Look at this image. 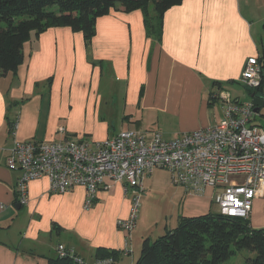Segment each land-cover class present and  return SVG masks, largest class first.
I'll return each instance as SVG.
<instances>
[{
    "label": "crops",
    "instance_id": "crops-1",
    "mask_svg": "<svg viewBox=\"0 0 264 264\" xmlns=\"http://www.w3.org/2000/svg\"><path fill=\"white\" fill-rule=\"evenodd\" d=\"M250 57L264 66V0H181L163 13L158 39L146 33L140 10L117 7L97 19L89 41L67 27L31 33L15 72L0 76V264H49L58 245L84 264H94L97 249L119 252L116 264H135L132 246L151 237L117 228L134 192L107 179L88 211L83 188L49 193L46 178L29 182L28 203L19 205V174L6 165L14 140L90 144L138 130L170 141L210 127L223 118L213 93L250 101L239 80ZM260 88L264 102V77ZM259 113L264 118V105ZM214 192L185 190L182 217L212 212ZM249 224L264 229V182Z\"/></svg>",
    "mask_w": 264,
    "mask_h": 264
},
{
    "label": "built area",
    "instance_id": "built-area-1",
    "mask_svg": "<svg viewBox=\"0 0 264 264\" xmlns=\"http://www.w3.org/2000/svg\"><path fill=\"white\" fill-rule=\"evenodd\" d=\"M264 73L259 57L248 58L240 82L246 89L260 87ZM221 105L223 118L216 124L173 140L160 133L145 135L124 130L103 142L86 143L65 139L58 142H20L14 140L6 165L18 172L16 196L20 205L28 203V183L46 178L49 193L64 194L75 187L85 191L83 207L94 203L99 188H109L105 180L121 184L124 194L131 190L132 209L128 219L117 220L125 233L134 230L143 181L157 169L169 173L175 185L188 193L201 194L213 189L217 213L249 219L260 183L264 182V129L258 125L252 101L235 102L226 90L211 95ZM16 126L13 124L12 136ZM61 132L64 130L61 129ZM244 175L240 185L229 186V177ZM58 258L80 260L72 250L56 247ZM126 253V252H125ZM94 264H116L112 258Z\"/></svg>",
    "mask_w": 264,
    "mask_h": 264
},
{
    "label": "trees",
    "instance_id": "trees-1",
    "mask_svg": "<svg viewBox=\"0 0 264 264\" xmlns=\"http://www.w3.org/2000/svg\"><path fill=\"white\" fill-rule=\"evenodd\" d=\"M180 2L0 0V76L15 72L23 45L31 33L38 35L50 27H67L74 32H81L89 41L95 34L97 19L117 7L123 12L140 10L144 16L146 33L158 39L161 36L163 13ZM149 6H153V16L148 12ZM260 87L255 90L246 89L251 97L249 102L256 97L261 99ZM12 127L13 124L11 131ZM206 244L208 250H205ZM239 251L253 254V257L248 258V264H264V229H252L249 219L209 212L196 217H180L175 229L166 230L155 240L145 239L135 264H225L230 256ZM118 255L116 251L97 249L95 262L107 258L116 261ZM49 264L78 263L71 258L57 257L56 260H49Z\"/></svg>",
    "mask_w": 264,
    "mask_h": 264
},
{
    "label": "rangeland",
    "instance_id": "rangeland-1",
    "mask_svg": "<svg viewBox=\"0 0 264 264\" xmlns=\"http://www.w3.org/2000/svg\"><path fill=\"white\" fill-rule=\"evenodd\" d=\"M260 115L259 113L255 122L264 129V120ZM157 171L151 179L145 180L143 184L144 190L140 194L133 231L134 233H151V240L159 238L166 230L175 229L178 226L179 219L183 216L182 209L185 199L184 188L175 185L167 171ZM244 179V175L231 176L229 177V186L240 185ZM82 209L83 211L89 210H85L84 207ZM213 212H216L215 205H213ZM106 224L104 219V225ZM252 226H254L253 223ZM136 242L137 244H134L131 250L135 262L140 257L142 246L140 239ZM205 250H208V244L205 245ZM251 257L253 254L248 251L235 252L225 264H248L247 260ZM114 262L116 261L114 260Z\"/></svg>",
    "mask_w": 264,
    "mask_h": 264
},
{
    "label": "water",
    "instance_id": "water-1",
    "mask_svg": "<svg viewBox=\"0 0 264 264\" xmlns=\"http://www.w3.org/2000/svg\"><path fill=\"white\" fill-rule=\"evenodd\" d=\"M263 77H264V73H263ZM252 103L253 105L255 106V112L257 113L258 110L263 107L264 105V102L263 100H261L260 98H253L252 99Z\"/></svg>",
    "mask_w": 264,
    "mask_h": 264
},
{
    "label": "bare ground",
    "instance_id": "bare-ground-1",
    "mask_svg": "<svg viewBox=\"0 0 264 264\" xmlns=\"http://www.w3.org/2000/svg\"><path fill=\"white\" fill-rule=\"evenodd\" d=\"M20 205V204H19Z\"/></svg>",
    "mask_w": 264,
    "mask_h": 264
}]
</instances>
